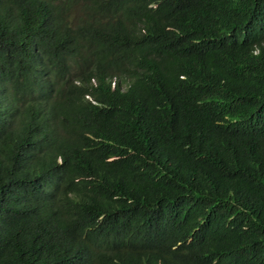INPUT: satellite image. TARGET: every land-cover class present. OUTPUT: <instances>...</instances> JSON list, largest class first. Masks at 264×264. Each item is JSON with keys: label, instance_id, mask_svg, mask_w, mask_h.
<instances>
[{"label": "trees", "instance_id": "obj_1", "mask_svg": "<svg viewBox=\"0 0 264 264\" xmlns=\"http://www.w3.org/2000/svg\"><path fill=\"white\" fill-rule=\"evenodd\" d=\"M263 26L264 0H0V264H264Z\"/></svg>", "mask_w": 264, "mask_h": 264}, {"label": "clouds", "instance_id": "obj_2", "mask_svg": "<svg viewBox=\"0 0 264 264\" xmlns=\"http://www.w3.org/2000/svg\"><path fill=\"white\" fill-rule=\"evenodd\" d=\"M116 83H117L116 81L112 82V88H114L116 86Z\"/></svg>", "mask_w": 264, "mask_h": 264}, {"label": "bare ground", "instance_id": "obj_3", "mask_svg": "<svg viewBox=\"0 0 264 264\" xmlns=\"http://www.w3.org/2000/svg\"><path fill=\"white\" fill-rule=\"evenodd\" d=\"M264 27V26H263ZM207 55V54H206ZM173 64V63H172Z\"/></svg>", "mask_w": 264, "mask_h": 264}]
</instances>
